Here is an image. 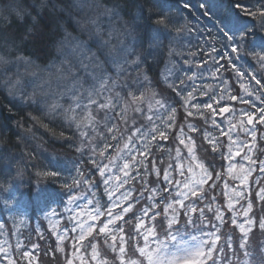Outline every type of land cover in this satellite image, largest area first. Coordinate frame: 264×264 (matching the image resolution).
I'll use <instances>...</instances> for the list:
<instances>
[{"label":"snow or ice","instance_id":"obj_1","mask_svg":"<svg viewBox=\"0 0 264 264\" xmlns=\"http://www.w3.org/2000/svg\"><path fill=\"white\" fill-rule=\"evenodd\" d=\"M237 3L240 4V0H237ZM86 6L91 11L93 5L89 4L88 0H76L72 4H69L68 0H53L52 3L53 11L59 9V12L63 13L68 10L69 18L72 15L71 8L84 12ZM240 7L246 6L240 4ZM117 9L118 6L113 5L108 10L110 21L118 17ZM19 14L17 12V15ZM259 16V26L264 29V7H261ZM245 17L255 19L256 13L246 10L244 15H241L228 11L225 19L221 20L222 35L213 37L238 57L245 54L244 49L247 47L250 32L255 30V25ZM56 20L58 22L59 17H56ZM74 23L79 31H83L80 20H75ZM89 23L95 24V21L90 20ZM169 23L171 21L165 17L156 21L157 25L163 27H167ZM58 27L63 28L59 24ZM0 39L5 45L12 40L7 36ZM115 40H118L117 34L110 31L107 39L100 43L98 51L104 54V49ZM60 43L69 47L73 58L61 61L59 72L63 91L59 96L51 92L47 94L50 100L48 107L76 123L82 144L88 148L91 156L99 158L92 163L103 178L104 194L108 198L104 205L90 200L89 204L96 203L98 206L95 210L85 213L86 219L74 217L77 222L72 231H79L78 235L71 237L72 258H66V264H74L75 260H79V264H219V253H222L224 248L218 246L221 236L217 234L219 229L215 221L222 222L224 216L216 203L217 196L213 194L220 187L218 182L224 181L223 196L228 200V210L233 213L232 224L237 223L236 215L245 217L244 222L238 225L245 236L249 231L246 225L251 226L253 223L248 218L252 202L249 201L246 208L241 205V208L237 209L235 205L247 199L245 190L251 191L250 177L257 170L259 175L255 177V181L258 190L255 191V197L264 200V187L260 186L261 180L264 179V160L254 159L252 155L256 147V125H264V108L256 109L258 115L255 116L248 110V107H254L250 98L256 95L258 90L246 84L243 75L239 73L237 76L241 81L242 90L239 94H235L234 89L228 87H222L217 92L215 89L202 90L193 85L192 90L184 96V80L180 81V88L170 84L173 92L183 101L182 107L186 112L185 118L178 120L176 100L158 98L157 92L149 91L153 88V80L146 73L142 79L139 75H131L144 61L133 59L131 50L122 41L116 49L118 53L123 54L122 59L113 57L109 51L104 54L103 61L96 53L86 57V46L78 35H73L66 28H63ZM216 51L215 47L211 49V65L202 69L199 78L203 79V73L207 70L211 78L216 80L220 78L222 71L227 70L223 65L217 66L219 62L211 54ZM248 51L256 58L261 68H264V49L259 52L253 49ZM2 59L3 57H0V60ZM233 63V60H228L229 65ZM207 64L208 61H205V65ZM113 67L116 68L115 79L110 73ZM187 79L193 80L195 77L190 76ZM251 79L255 80L257 85L261 84V80L256 79L254 75ZM259 93L256 98L264 100V86ZM196 94L208 96L212 102L203 105L191 103ZM61 99L68 104L67 108L61 103ZM226 101L238 103L242 107L237 108L235 103L229 106ZM161 109L166 116L160 115ZM194 116L203 120L204 124L189 122L188 117ZM217 116L223 118V128L217 123ZM140 117L144 120L139 119ZM209 121L211 129L204 126ZM213 130L218 131L219 135H215ZM190 133L198 135L194 137ZM241 134L245 138L251 137V142L242 140ZM199 135L211 145V152L202 142L198 144ZM220 137H225L227 143L221 141ZM260 138L264 139V132L260 133ZM110 141L118 142L116 155L112 158L106 156L108 149L113 147ZM161 141L168 142V147L162 146ZM177 142L186 149L187 156L180 147L175 148L174 156L171 155L170 146ZM225 148L227 152L224 151ZM198 150H202L206 157L210 156L212 163L206 165L202 162L197 156ZM166 153L169 157L167 166L163 159ZM217 156L228 161L226 169L221 163L219 167L222 171H216ZM235 157L247 161V166L243 163L238 166L233 162ZM104 159H108V163L101 164L99 161ZM117 159L123 163L116 164ZM114 168L118 170L117 173L113 172ZM153 174L156 179H149ZM225 177L232 182L239 180L242 187L230 190V183ZM81 182L90 186L97 183L87 180L86 174L79 172V178L73 179V185L78 186ZM75 199L72 197L69 203ZM181 219L201 232L204 239L192 237L196 241L195 244L178 242L170 250L168 242L159 239L157 229L167 233V241H174L177 237L172 234V228ZM207 226H210V230L205 231ZM259 227L264 229V219L260 221ZM68 239L67 233L57 234L56 250L63 252L65 241ZM141 239L143 244L140 243ZM100 240H103V245L114 254L111 259L102 254ZM228 246L231 247L230 240ZM21 247L19 243L16 245L18 259L9 255L7 249L0 247L6 264H21L22 261L26 264H36L34 254L27 250L21 252ZM32 247L36 249L38 245ZM243 247L241 244V248Z\"/></svg>","mask_w":264,"mask_h":264},{"label":"rangeland","instance_id":"obj_2","mask_svg":"<svg viewBox=\"0 0 264 264\" xmlns=\"http://www.w3.org/2000/svg\"><path fill=\"white\" fill-rule=\"evenodd\" d=\"M73 1L76 2V0ZM88 2L89 4L93 5L91 11L88 10L87 6L85 7L84 12L77 11L80 16V18H78L77 20L81 21V27L83 28V31H79L77 29L79 34H76L79 36L82 44L86 46L84 49L86 57L91 56L93 53H96L98 58L103 61L104 54H107L109 52V49L113 52H117L116 49L120 46L121 38L124 40L122 41L124 45L127 46V44L125 43L126 39L131 38L130 36L132 32L130 33V30H126L127 27H124L125 21H122L119 15L116 19H113L111 21L109 20L108 10L111 9L110 7L101 5L95 0H88ZM7 7L9 8V13L13 14L17 12V4L8 5ZM1 9L2 8H0V19L4 17ZM133 17L131 18L133 19ZM136 17V20L138 21L139 18L138 16ZM90 20H94L95 24L89 23ZM137 21L135 24H137L138 26ZM34 22L35 21H31V24H35ZM119 23V26H115V24ZM55 24L58 28V23ZM36 29L38 31L36 32V34H39L38 28ZM137 29L138 28L135 27V32H137ZM152 29L154 31V28ZM142 30L144 29L142 28ZM110 31H114L117 34L118 40H115L113 44H110L108 48L104 49V54H101L98 51L100 43H103V41L107 39L108 33ZM29 35L32 36L31 33ZM62 37H59L60 40H58V42L56 43L53 57L51 61L46 65H41L37 61L38 57H35V60L31 58L18 60L17 58L20 56L14 54V52L12 51L13 49L10 50V48L3 47V51L0 52V57H3V59L0 60V87H2L9 99L17 100L18 102L23 103V105L31 107V109L36 110L39 115L43 116V118L49 119L51 121H58V116L63 117V119H65V121L69 125L73 126V128H77L75 122L69 121L64 117L62 113L53 112L48 107L50 100L48 99L47 94L51 92L59 96V93L63 91V82L60 80L59 72L61 61L73 58L70 54L69 47L60 43ZM255 40L256 39L252 40L253 43L255 42ZM129 44V47H132L133 43L130 42ZM260 46L261 47L259 48L264 49V43H261ZM112 56L116 57V55ZM117 56L118 59H122L123 54L117 52ZM188 69L189 64H186L184 70L186 71ZM239 70L240 67L239 65H237V68L231 69L230 72L227 73L229 77L222 76V74L220 73V78L216 80L211 78L208 71L207 74L210 83L205 85L198 81L200 80V76L198 75L196 76L198 80L195 76V79L193 80L187 79V83H185V85L183 86V95L186 96L187 93L192 90L191 86L193 85L202 90L206 88L215 89L217 92H219L222 87H228L230 89H234L235 94H239L242 91L240 89L241 81L237 76V73H239L243 75L244 82L246 84H249L250 86L255 87L258 90L256 95L250 98V103L253 104L254 107H243H248V110L253 112L254 116L258 115L256 109L264 108V100L256 98V96L260 94L259 90L262 86H264V68H261L255 57H251L250 60L246 61L245 68H241V70ZM171 71H173V69L167 66L164 72L161 71V77L159 78L162 88L175 94V100L177 101V104L175 106L178 108L177 119L183 120L186 116V112L182 107L183 101L179 96L176 95L175 92H173L172 88L169 86L170 84L174 83V80H169L171 76H174ZM110 73L115 79L116 68H111ZM137 75H139L141 79L143 78V73L136 74L135 76ZM253 75L256 77V79L261 80L260 85H257L256 81L251 79ZM123 78L124 77H121V79ZM9 81L11 83H9ZM180 87L182 86L179 85L177 88ZM149 91L157 92L159 94L158 98L169 99L168 96L164 95L161 92H158V90H155V88H152ZM211 102L212 101L209 99L208 101H205L204 95L199 94H196L194 99L191 101V103L193 104L200 105ZM226 102L229 106H232L235 103H232L231 101ZM61 103L65 108L68 107V104L63 99H61ZM235 106L237 108L242 107V105H239L238 103H235ZM148 114L151 115V113ZM160 115L166 116V113H164V111L161 109ZM139 119L144 120L143 117H140ZM216 120L217 123L220 124L221 128H223V118L217 116ZM188 121L196 124H204L203 120H201L197 116L188 117ZM144 122L147 123L146 120ZM204 126L209 129H211L212 127L210 121L207 125ZM256 127V147L253 149L252 155L254 159L259 158L261 160H264V139L260 138V133L264 132V125L257 123ZM213 131L215 135H219L218 131ZM190 135L196 137L198 134L190 133ZM241 139H247V141L251 142V137L245 138L243 134H241ZM220 140L227 143L225 137H220ZM79 142L81 152H83L84 150L87 151V158H91L92 160H99V158L90 156V151L88 150V148L84 147V144H82L81 142V136ZM200 142H202L204 144V147L207 148L209 152H211V145H209L207 141L203 140L202 135H199L198 144ZM160 143L165 148L168 147V142L161 141ZM111 144L113 145V147L109 148L106 154L108 158L114 157L117 152L118 143ZM120 144H122V142H120ZM176 147H180L183 150V154L187 156L186 149H183V146L179 145L178 142L170 146L172 156L175 155ZM224 151L227 152V148H225ZM157 155H159L158 152ZM197 156L206 165L212 163L211 157H206L205 153L202 150L197 151ZM44 158L58 165V153L53 154L52 152V154L50 155H45ZM9 159H11V156ZM163 159L165 160V166H167V163L169 162L167 153L165 154ZM12 160L15 163L14 168L17 172L14 174L13 180H11L7 185V188L0 187V247L7 249L9 255L18 259L19 255L16 250V245L19 243L22 246L20 250L21 252L27 250L30 253L34 254L36 258V264H40V261L43 264H46L44 259L46 258V255L44 254L40 256L39 249L43 250L42 248H48L51 244V240L57 243V234L67 233L69 239L65 241V250L63 252H59L56 250L55 254V256L58 258V264H60V254H62V260L66 262V258H72L73 241L71 240V237L78 235L79 231H72L77 222L74 217L83 220L87 218L85 213L95 210L98 205L96 203L89 204L90 200L98 201L100 205H104L108 200L107 196L104 194V185L102 182L103 178L98 177V179H95L96 182L100 180V184L98 185V187H101L103 200L98 197L99 192L94 189L95 184L93 186H90L89 184L83 182L79 183L78 186H74L72 189H68L65 192H62L61 190L58 191V189H47L42 185H36L34 187V190H32L30 194H28L23 186L24 180L21 175L22 172L20 171V168L22 169L23 163H25V165H29L30 160L27 158V156L17 157ZM99 162L101 164L108 163V159H104ZM115 162L116 164L123 163V161L119 159H117ZM233 162L238 166L241 163L247 166L248 163L247 161H242L240 157H235ZM185 163H187V161H185ZM221 163L225 165L226 169L228 161L221 160L220 157L217 156L216 171H222V169L219 167V164ZM10 164L12 165L11 160H5L3 163H1L0 169H8L6 167L10 166ZM51 165L54 166L53 164ZM33 166L35 167L36 165ZM36 170L38 171L37 166ZM8 172L9 171H7V173ZM113 172L117 173L118 170L114 168ZM258 175L259 172L257 170L254 171L253 176L250 177L251 191L245 190L247 199L241 201L240 204L235 205L237 209H240L241 205L246 208L248 202H252V209L248 213V218H250L253 223L251 226L246 225V227L249 228L246 236L240 231L238 227V225L240 223H243L245 220V217L243 215H236L235 219L237 223L235 225L232 224L233 213L228 210V200L223 196L224 181L218 182L220 184V187L216 190L215 193H213L217 196L216 203L219 205L220 211L224 216L222 222L215 221L217 228L219 229L217 234L221 236V240L218 241V246H222L224 248V251L222 253H219L221 257L219 264H264V229H261L259 227L260 221L264 219V200H260L259 198L255 197V191L258 190L255 177ZM7 178L10 179L11 177ZM149 179L155 180L156 176L153 174L149 177ZM225 179L230 183V190L239 189L242 187L239 180L232 182L228 179V177H225ZM138 186L139 185L137 184L136 187ZM260 186L264 187V179L261 180ZM125 187H127V185ZM93 189L96 193L93 192ZM90 194H92L94 198H91ZM72 197H75L76 199L69 203V200ZM195 215L196 214H194V216ZM89 222L91 223V221ZM187 226L190 225L186 224L182 219L173 225L172 234L176 235L177 237V239L174 241H167V233L159 228L157 229L158 237L160 240H165L166 242H168L170 250L173 249V246L178 242H187L189 245L195 244L196 241L193 240L192 237L204 239V237L201 235V232H193L189 230ZM166 228L167 225L165 223V229ZM204 230H210V226L205 227ZM229 240L231 241V247L228 246ZM22 241L26 242L25 246H27L29 242L33 241L35 242L34 245H38V247L36 249H33V247H25L22 244ZM140 243L143 244L142 239ZM241 244L244 245L243 248H241ZM99 245L102 254H106L108 258L111 259L114 254L111 253L110 249H107L106 246L103 245V240L99 241ZM90 251L91 249L89 248L88 253H90ZM0 264H6V261L3 259V253H0ZM21 264H26V262L22 261ZM74 264H79V260H75ZM209 264H211V262H209Z\"/></svg>","mask_w":264,"mask_h":264},{"label":"trees","instance_id":"obj_3","mask_svg":"<svg viewBox=\"0 0 264 264\" xmlns=\"http://www.w3.org/2000/svg\"><path fill=\"white\" fill-rule=\"evenodd\" d=\"M95 1L110 8L117 5L119 16L122 21H125L124 27H127L126 30H130V33L132 32L130 36L132 39H126L125 43L129 47V43L132 42V47H129L133 54L132 58L141 59L144 62L140 63L139 68L132 71L131 75L146 73L153 80V88L168 96L169 99L175 100V94L164 90L159 78L161 71L164 72L167 66L173 69L171 73L174 75L169 80H174L173 84L178 87L181 80L187 83L188 77L200 76L202 69H207L211 65L209 53L213 47L217 51L211 54L219 62L217 66L223 65L227 69L221 72L222 76L226 77H229L227 73L237 68V65L240 70L245 68L246 61L253 58L249 49L257 52L263 49L259 48L261 43H264V29L259 26V12L261 7H264V0H240V4L246 7H240L237 0ZM52 3L53 0H0L1 12L4 14V17L0 19V37L12 38L6 45L0 39V52L3 51V47L10 48V50L13 49L14 54L23 59L35 60V57H38L37 61L41 65L48 64L53 57L56 43L60 40L59 37L63 35V28L77 35V26L74 21L80 18L76 8L70 9L72 15L69 18L68 10L63 13H60L59 9L53 11ZM68 3L75 2L68 0ZM15 4L18 5L19 15L17 12L9 13L7 6ZM246 10L256 13L255 19L245 17L255 25V30L250 32L247 47L244 49L245 54L238 57L231 53L230 48L223 47L213 37L222 35L221 20L225 19L228 11L244 15ZM136 16L139 18L138 21ZM56 17H59L58 22ZM161 17L167 18L171 23L167 27L157 25L156 21ZM31 21H35L34 26ZM136 21L138 26L135 24ZM55 23L62 25L63 28H57ZM119 25L120 23L115 24V26ZM135 27L138 28L137 32ZM36 28L39 34H36L38 32ZM30 33L32 36L29 35ZM253 39H256L254 43ZM121 41L124 40L121 38ZM192 53L195 55L193 56ZM111 54L116 55L115 58L118 59L117 52L111 51ZM229 59L234 63L229 65ZM205 61H208L207 65ZM186 64H189V69L185 71ZM207 72V70L204 71L203 79L198 80L196 77L204 85L210 83ZM208 99V96H204L205 101ZM79 139L80 130L69 125L63 117L58 116V121L43 118L31 107L9 99L0 87V165L5 160H11L12 163L6 167L8 169H0L1 188H7L17 172L12 159L23 156H27L30 160L29 165L23 163L22 169L20 168L22 172L20 174L24 180L23 186L28 194L36 185L62 192L72 189L73 179L79 178V172H84L87 180L95 181L100 177L98 168L92 163L91 158H87L86 150L81 152ZM110 143L118 142L110 141ZM52 152L58 153V165L44 158ZM10 156L11 159H9ZM33 165L37 166L38 171ZM99 184L100 180L95 183L94 189L99 192L98 197L103 200ZM94 189L93 192L96 193ZM90 197L94 198L92 194ZM187 227L193 232L197 231L192 226ZM50 243L48 248L39 249L40 256L46 255L44 258L46 264H58V258L55 256L57 243L52 240ZM22 244L25 246L26 242L22 241ZM34 244L35 242L31 241L25 247H32ZM40 264L43 263L40 261ZM60 264H66L62 260V254H60Z\"/></svg>","mask_w":264,"mask_h":264},{"label":"water","instance_id":"obj_4","mask_svg":"<svg viewBox=\"0 0 264 264\" xmlns=\"http://www.w3.org/2000/svg\"><path fill=\"white\" fill-rule=\"evenodd\" d=\"M232 103H234V102H232Z\"/></svg>","mask_w":264,"mask_h":264}]
</instances>
